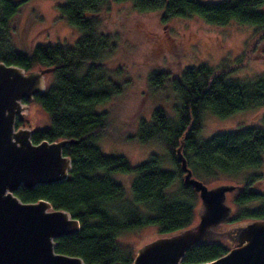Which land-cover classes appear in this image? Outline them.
<instances>
[{"label":"trees","instance_id":"1","mask_svg":"<svg viewBox=\"0 0 264 264\" xmlns=\"http://www.w3.org/2000/svg\"><path fill=\"white\" fill-rule=\"evenodd\" d=\"M29 1L0 0V63L26 71L53 68V83L34 99L49 114L50 126L34 130L31 139L34 144L77 140L64 149V155L72 161L65 181L16 192L23 202L46 200L53 209L67 211L79 221V232L57 239L55 252L80 257L86 264H132L135 251L120 241L122 233L157 225L161 237L194 225L199 197L183 183V171L175 156L181 142L188 168L202 182L218 183L221 175H238L261 166L264 117L262 127L237 126L208 140L199 138L206 112L224 119L247 108L264 106V76L255 81L230 79V69L224 65L200 64L175 77L168 71L151 72L147 78L150 91L169 86L175 93L179 103L175 106L176 119L157 108L149 120L136 115L134 123L119 131L124 142L156 144L165 149L176 170L165 169L164 158L156 154L139 165H132L124 156L104 154L98 142L115 133L111 129L112 103L127 82L123 80V68L115 70L111 66L118 49L116 36L100 31L101 12L111 0H66L58 6L59 19L81 32L76 44L37 45L20 52L13 44L11 20ZM112 1L130 2L138 13L162 11L163 21L198 15L214 26L231 21L253 25L257 27L253 46L264 41V0ZM106 103L112 108L109 112L96 110ZM26 125L27 120L16 119V128ZM112 173L134 175L133 201L125 198L124 188L110 177ZM260 177H248L229 193L237 210L227 223L264 220V193L251 187ZM138 206L149 214H143ZM229 245L228 240L196 245L187 252L183 263L211 262L224 256Z\"/></svg>","mask_w":264,"mask_h":264},{"label":"rangeland","instance_id":"2","mask_svg":"<svg viewBox=\"0 0 264 264\" xmlns=\"http://www.w3.org/2000/svg\"><path fill=\"white\" fill-rule=\"evenodd\" d=\"M221 1L225 0H199L201 3ZM65 2L66 0H31L22 7L11 20L15 49L23 52L37 45L57 44L73 47L80 38L81 32L65 19H59L58 6ZM162 15V11L138 13L132 3H117L112 0L101 12L103 21L100 31L116 36L117 40L118 49L111 66L115 70L123 68V73H126L123 80L127 79V82L123 85L122 93L115 99L116 102L112 103L113 110L109 103L100 106L99 109L96 108L99 112L111 110V129L115 130L111 136L103 137L98 142V146L104 154L124 156L132 165L144 163L152 154H156L164 158L165 169L176 170L168 152L162 147L156 144L120 140V129L134 123L133 118L136 115L149 120L152 111L161 108L170 118L176 119L175 106L179 103L175 93L169 86L163 90L150 91L147 84L148 75L154 71H168L172 77H175L184 69L200 64L211 67L224 65L228 70L230 69V79L255 81L264 76V41L253 46L257 29L253 25H242L231 21L225 26H214L206 23L198 15L169 18L163 21ZM54 77L53 72L46 75V88L51 86ZM29 105L25 127L32 130L49 127L50 117L42 105L38 101H33ZM263 117L264 106L247 108L224 119L206 112L199 138L208 140L216 133L237 126L262 127ZM253 175L261 177L251 186L252 189L264 193V153L259 168L249 169L238 175H221V181L218 183L212 184L207 181L203 183L208 187L230 184L239 188L240 184ZM110 177L122 185L125 198L133 201L134 175L112 173ZM177 186L178 182L175 184V189ZM227 203L232 209V216L237 207L231 203L229 193ZM199 207L198 198L197 215ZM138 209L143 214H149L142 206H138ZM197 221L198 216L195 224ZM227 221L222 225L223 229L237 227L250 220L240 223H227ZM158 237H160L158 226L149 225L122 233L119 239L136 252ZM229 247L231 249V245Z\"/></svg>","mask_w":264,"mask_h":264},{"label":"water","instance_id":"3","mask_svg":"<svg viewBox=\"0 0 264 264\" xmlns=\"http://www.w3.org/2000/svg\"><path fill=\"white\" fill-rule=\"evenodd\" d=\"M53 68L25 69L0 63V264H86L80 257L55 252L56 240L74 235L80 223L69 212L55 210L46 200L23 202L20 188L33 189L65 181L72 161L64 149L75 139L32 142L34 130L16 128L25 119L30 103L46 91L45 78ZM176 158L183 171L185 187L200 199L198 221L177 233L161 236L136 250L132 264H185L194 246L212 240H228L231 249L222 257L199 264H264V220L223 229L231 217L228 193L238 187L219 184L208 187L195 178L182 154Z\"/></svg>","mask_w":264,"mask_h":264}]
</instances>
